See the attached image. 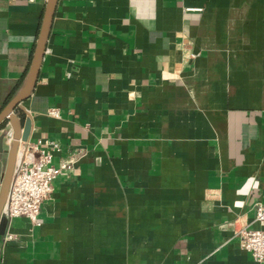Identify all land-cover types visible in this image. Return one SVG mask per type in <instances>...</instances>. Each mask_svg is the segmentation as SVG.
Returning <instances> with one entry per match:
<instances>
[{
    "label": "crops",
    "instance_id": "1",
    "mask_svg": "<svg viewBox=\"0 0 264 264\" xmlns=\"http://www.w3.org/2000/svg\"><path fill=\"white\" fill-rule=\"evenodd\" d=\"M47 1L0 0V113ZM22 105L73 171L0 264H257L234 231L264 203V0H59Z\"/></svg>",
    "mask_w": 264,
    "mask_h": 264
},
{
    "label": "built area",
    "instance_id": "2",
    "mask_svg": "<svg viewBox=\"0 0 264 264\" xmlns=\"http://www.w3.org/2000/svg\"><path fill=\"white\" fill-rule=\"evenodd\" d=\"M57 117L58 111H50ZM11 137L7 138V143ZM8 200L3 213L10 222L16 218H26L38 225L42 206L53 193L54 182L73 171V164L54 163V154L60 150L54 141L40 140L37 143H21ZM255 223L259 228L244 226L234 231L242 250L250 253L257 264H264V203L255 208ZM7 240H12L9 236Z\"/></svg>",
    "mask_w": 264,
    "mask_h": 264
},
{
    "label": "water",
    "instance_id": "3",
    "mask_svg": "<svg viewBox=\"0 0 264 264\" xmlns=\"http://www.w3.org/2000/svg\"><path fill=\"white\" fill-rule=\"evenodd\" d=\"M58 1L59 0L47 1L41 22L40 32L25 83L18 94L0 113V130L2 131V134L0 135V155L1 157H7L6 168L0 185L1 239L6 236L10 225V220L3 213V211L8 200L16 168L18 152L21 147L20 144L29 143L31 138L32 123L22 104L29 99L36 86ZM8 137H11V142L9 144L7 143Z\"/></svg>",
    "mask_w": 264,
    "mask_h": 264
}]
</instances>
